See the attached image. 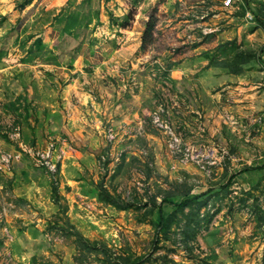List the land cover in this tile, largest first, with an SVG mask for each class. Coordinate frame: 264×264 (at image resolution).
<instances>
[{
	"label": "rangeland",
	"instance_id": "1",
	"mask_svg": "<svg viewBox=\"0 0 264 264\" xmlns=\"http://www.w3.org/2000/svg\"><path fill=\"white\" fill-rule=\"evenodd\" d=\"M22 1L0 0V264H100L94 254L78 259L67 220L116 254H146L149 195L196 193L231 176L191 250L177 229L154 255L264 264L252 198L240 201L255 179L238 172L264 161V0H91L99 24L75 38L60 34L52 13L81 0ZM37 36L60 54L57 64L26 60ZM219 44L217 59L239 49L259 57L232 74L201 56ZM102 187L132 206L100 200ZM260 187L252 191L264 206Z\"/></svg>",
	"mask_w": 264,
	"mask_h": 264
},
{
	"label": "trees",
	"instance_id": "2",
	"mask_svg": "<svg viewBox=\"0 0 264 264\" xmlns=\"http://www.w3.org/2000/svg\"><path fill=\"white\" fill-rule=\"evenodd\" d=\"M31 0H23L20 6H26ZM91 0H81L78 4L70 8L67 5L66 8H60L57 14L52 13L53 22L57 24V29L61 35L66 37L75 38L79 32L87 30L92 21L94 20V26L99 24V12L98 9H93L90 5ZM47 15L51 11H46ZM112 18V16L110 15ZM48 17L45 18V20ZM259 26L264 28V21L257 19ZM126 24H122L125 26ZM152 22H147V25L143 31L142 48L147 42V38L151 34ZM31 37L33 35H30ZM83 39L78 41V44L74 47L71 53L74 55L73 59L83 44ZM231 41H226L225 44H230ZM224 44V45H225ZM1 46V45H0ZM59 47V46H57ZM4 48V47H3ZM223 48L221 44L217 45L213 50L202 51L201 56L207 59L208 62L214 66H220L226 69L229 73L240 74L243 72L245 64L258 59V53L254 50H237L227 51L223 53L222 58H216L215 54L218 50ZM26 60H32L35 57H40L43 61L49 64H57V58L60 54L54 53L51 49L47 48L43 42L41 36L34 38L32 43L28 46ZM5 50V48H4ZM260 51H264V46L260 48ZM3 53V49L0 48V57ZM239 173H248L255 179V183L248 189L244 190L245 197H240V201L245 204L248 198H252L249 205L251 213H253L254 227L260 232L264 241V206L259 201L258 197L254 195L253 189H261V182L264 180V161L256 165H246L238 171ZM232 177H229L225 182H217L215 185L209 186L203 191L192 193L190 191L184 193L171 192L164 190L163 194L149 195L147 202L144 204L145 212L142 220H149L154 226L153 237V249L152 251L144 254H128L117 253L112 251L106 244L101 243L98 240H90L82 235L73 225H70L68 220V227L71 229L70 237L73 238L75 247L78 250V259L82 260L89 254L96 255V259L100 264H144L152 261H157L158 264H175L174 260L168 258L167 255L159 254L154 255V252L161 248L160 241H166L171 238L169 235L172 230L181 234V242L187 250H191L189 241L196 238V235L202 229H208L210 220L218 212L219 208L214 209L210 213L209 204L215 205L216 200L220 199L219 194L227 195L230 192V184ZM53 188V201L57 204L59 202V195ZM162 190V189H160ZM100 200L112 205L113 207L126 210L130 208L131 203H126L119 197L115 196L107 188L102 187L98 191ZM160 198L159 201L157 198ZM150 218V219H148ZM64 227V226H63ZM207 258H211L207 261ZM217 258L215 253L205 255L203 258V264H216L213 259Z\"/></svg>",
	"mask_w": 264,
	"mask_h": 264
},
{
	"label": "crops",
	"instance_id": "3",
	"mask_svg": "<svg viewBox=\"0 0 264 264\" xmlns=\"http://www.w3.org/2000/svg\"><path fill=\"white\" fill-rule=\"evenodd\" d=\"M31 3H33V4L37 3L38 6L39 5L51 6V5H61L63 3V0H31V2L29 4H31Z\"/></svg>",
	"mask_w": 264,
	"mask_h": 264
},
{
	"label": "built area",
	"instance_id": "4",
	"mask_svg": "<svg viewBox=\"0 0 264 264\" xmlns=\"http://www.w3.org/2000/svg\"><path fill=\"white\" fill-rule=\"evenodd\" d=\"M234 0H223V6L225 7H231L233 6ZM245 18L247 19H253V15L250 12L245 13Z\"/></svg>",
	"mask_w": 264,
	"mask_h": 264
}]
</instances>
